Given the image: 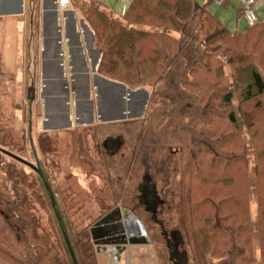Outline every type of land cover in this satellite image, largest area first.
<instances>
[{
  "label": "trees",
  "instance_id": "trees-1",
  "mask_svg": "<svg viewBox=\"0 0 264 264\" xmlns=\"http://www.w3.org/2000/svg\"><path fill=\"white\" fill-rule=\"evenodd\" d=\"M82 1L70 0V3L73 2V6L91 26L95 47L102 50L97 73L131 89L142 85L141 88L150 92L149 101L152 102L153 98L157 115L171 118L175 124L177 120L178 130L186 132L185 136L188 133L186 137L192 138L188 142V159H183L182 166H175L173 172L179 173L176 188L180 211L179 228L184 235L190 264H264V103L257 109L259 102L254 101L264 94V71L256 65L260 58L264 59V19L249 26L245 33L238 34L224 27L206 9L209 1L201 5L195 0H132L122 17L99 10L96 0ZM210 20L220 26L212 27L207 23ZM139 24L149 28L145 29ZM171 30L180 35H171ZM251 32L254 35L251 45L255 50L252 58L256 67L252 65V59L241 61L244 66L239 65L238 59L237 69L243 67L236 71L235 79L239 87L242 86L243 102H251V108L255 109L256 114L254 119L251 118L250 135H241L238 129L234 135L222 133L219 139H222L223 144L234 140L240 144L236 151L227 150L222 148L214 136V132L220 131L221 125L212 122H216L219 115L223 116L218 110L223 112L219 106L223 104L225 112L229 110L230 122L237 125L236 111L232 107L235 87L219 88V82L227 74H220L225 64L219 66L214 57L226 53V62L230 65L232 58L228 53L242 54V50L231 49L232 52H227V49L219 48L215 54L208 51L203 54L193 47L194 57L187 58L177 68L175 59L185 51L187 42L194 46L204 33L206 41L217 39L222 42L229 35L248 40ZM200 62H203V73L194 76L196 65ZM216 63L218 67L214 71L211 65ZM163 80L165 88L156 91V86ZM32 100H29L30 103ZM119 121H122L120 125L128 124L125 119ZM4 127L9 142L12 138L10 127ZM82 137V134H73L69 142H76L75 138L81 142ZM209 141L215 142V147H208ZM196 148L201 151L195 152ZM31 149L34 157H37L33 145ZM208 156L210 160L207 161ZM10 158L28 166L12 156ZM43 170L42 175L36 170L32 172L37 173L43 205L51 213L54 227H57L63 257L59 256V251L53 250L40 223L25 209L23 195L17 192L21 188L16 185L18 198L15 200L13 215L21 224L25 250L24 253L15 254L0 243V264H74L64 233L70 240L79 264H99L94 240L91 242V255H88L90 247L87 242L72 238L70 226L65 221V210L60 207L56 196L57 188ZM205 181L207 185L203 184ZM195 183L197 188H194ZM235 186L239 189L234 190ZM92 190L93 194L99 193L94 187ZM52 195L55 205L52 203ZM250 198L259 207L255 212L258 216L256 219L246 212ZM98 203L103 205L104 200L101 198ZM105 209L108 210L107 207ZM80 233L83 236L84 233ZM164 253L169 257L168 251ZM213 257H217L216 260Z\"/></svg>",
  "mask_w": 264,
  "mask_h": 264
},
{
  "label": "rangeland",
  "instance_id": "rangeland-1",
  "mask_svg": "<svg viewBox=\"0 0 264 264\" xmlns=\"http://www.w3.org/2000/svg\"><path fill=\"white\" fill-rule=\"evenodd\" d=\"M195 1L203 5L206 0ZM77 2L83 1L77 0ZM124 3L125 0H113L114 6L117 5L123 7ZM129 3L130 0H128L127 5H129ZM97 7L101 11H105L107 8V6L101 2ZM240 7V0H227V2L222 5H215L212 2L206 4V9L209 10L218 20H220L224 27L228 28L233 33L237 32L238 34L245 33V31L249 29L246 21L240 15ZM258 16L261 20L264 19V5L258 6ZM1 22L4 23V21ZM207 23L212 25V27L220 26L217 25L216 21L210 20L207 21ZM139 26L145 29L149 28V26H145L144 24H139ZM261 26L262 24L260 25V29ZM30 27L31 19L27 20L24 16V18L16 19L13 22L8 23L7 28L4 26V30H2L3 34L0 36V38L4 37L3 39H7L6 37L10 35V39L5 41V43L14 50L15 58L12 66L4 69V71L12 73V78L2 79L3 82L0 84L2 88V92L0 94V243L15 254L20 252L24 253L25 243L22 239V227L13 215V210L16 204L15 200L18 198L16 194L17 192H20L25 200V209L32 215L34 220H37L40 223L41 230L52 244L53 250L57 252L59 251V256L63 257L57 227H54L55 225L52 215L46 209V206L43 205L44 201L42 200L40 187L37 183V173L32 172L34 170L30 167L13 160L9 155L2 151V149L7 150L8 152H12L22 157L23 159L35 163L34 155L31 149L32 145L36 149V153L34 154L37 155V160L41 163V167L46 171L49 179L51 180L50 182L57 188L56 196L60 203V207L65 210L63 213L65 214V221L70 226L72 238H78L81 242H87L90 247L88 255H91L92 252V240H98V242L101 240L103 243H106L113 242L115 241L114 239H116V237L111 239L109 236L98 237L96 232H94V225L96 226V224L100 221L98 219L101 218L105 212H107H103L100 206L103 207V205H105L106 207L108 205L107 208L109 210L116 202L131 205V197H129V194L131 193L134 195L136 193L135 188L146 173L150 175L156 173L155 176L159 179V189L161 186H166V207L163 208V212L161 213L159 219L164 222V226L167 231L177 229V227L179 228L180 211L176 190L179 173L174 174L173 172L176 170L175 166H182L183 159H188V142H190L192 138L186 137L188 133L185 136L186 132L184 133L178 130L177 120H175V124V122L170 120L171 118L158 116V110L154 104L153 98L152 102H150V92H146V102H144L145 100L143 98L140 103L134 104L133 107L131 105L133 112H131L130 115H126L125 112H122L121 115L117 116L116 121L118 122L112 121L116 122L114 127L108 128L112 130L113 134L121 135L124 140V145H122L120 150L121 152L119 151V153H116L119 156L116 154V156L108 155L102 147V141L107 137H104V133H101L100 131L97 133L94 131L92 133L93 137H91L90 166L89 141L85 140L80 142V140L75 138L74 140L76 142L70 143V139H60L61 137H59V134L54 133L53 131L55 130L48 127L49 124H47L48 128L45 127L44 123L47 116L45 97L49 98L50 95L44 94L43 96L41 85L42 80L39 75H37L35 82L36 97L31 103L29 101L31 95L28 97L27 91L33 83L32 78L30 79V73L32 74L33 70L27 66V60L30 56L28 50H26L25 43L27 42V37L30 33ZM205 33L202 34L200 37L201 40L196 42L194 46L190 43L188 44L187 42L185 51L175 59V68L183 62L185 63L187 58L194 57L192 53L193 47L197 51L204 52L203 54H207L206 51L215 54L216 50L219 48L227 49V52H232L231 49L234 51L242 50V54H237L236 52H232V54L228 53V55L232 58L230 65L226 62V53L216 54V57H214L215 61L217 59L219 62V66L225 64L221 71H219L220 74H227V76L225 75V77L222 78L221 83L219 82V88L221 87L223 89L235 87V96L232 107L236 111L235 117L238 121L237 125L231 123L228 116L229 110H226L225 112L223 104L219 105L222 107L223 112L220 109L218 110L223 113V116L219 115L217 117V121L212 122V124L217 123V125H221V129L219 132H214V136L216 139L218 138V143L223 149L236 151L240 148V144L237 140L223 144L222 139L219 138L222 136V133L226 132L234 135L235 132H237V129L238 133L241 135H250L249 131L251 129L249 126L252 124L251 118L253 117L254 119L256 114L254 112L255 109L251 108V102H243L242 100V86L239 87L236 82V71H239L244 66L241 61H245L247 58L248 60L252 59V65L255 67L256 65H259V67L264 71V59L260 58V60L257 61L258 64H256V62V65L254 64L252 53L255 50L254 46L251 45V42L254 39L252 32L249 34L250 38L248 40L242 37L235 38L229 35L222 42H219L217 39L206 41ZM170 34L180 35L172 30ZM255 35H258V33H255ZM1 46L2 48L0 51L3 55L1 56L2 58L4 57L3 61H6V53L3 49H6L7 46L4 44H1ZM36 54L40 60L39 53L37 52ZM238 59L240 63L239 65H243L241 68L239 67V69H237L238 66L236 65ZM211 66L214 71L217 70V63L212 64ZM19 69H22L20 74L18 73ZM64 69L67 72V65H65ZM198 73H203V62L196 65L194 76H198ZM239 80L241 79L239 78ZM81 86L83 87L84 85ZM103 86L104 85L101 84V89H103ZM112 87L118 92H123L124 94V91H122L121 88L116 86ZM141 87L142 85H139L132 87L135 89H130L139 90ZM186 87H188L187 84ZM164 88L165 81L163 80L158 86H156L155 89L156 91H160ZM71 90L72 87H68L67 90H63L64 92L66 91L67 101L69 102V94H74ZM116 90L111 92L114 96L118 95ZM128 90L129 89L126 88L125 91ZM102 93L103 92L101 91V94ZM61 95L63 97L60 99L58 104L56 103V106L62 107L63 109L62 100L65 99V94ZM118 97H120V94ZM259 97L260 98L257 100H254L259 102V106L255 105L257 109L264 103V94ZM91 98L92 100L95 99L93 90L91 92ZM53 101L51 99L48 101L49 108L52 103L54 104ZM82 104L83 102L81 101L80 107ZM64 107H67V110L70 112V109L71 111H76L78 105L70 104L69 106L66 104ZM88 119L86 120L85 118L83 120L85 123H88ZM124 119L128 121V124L120 125L122 121L119 120ZM94 121H99L97 113ZM186 121L187 119H185V122ZM54 122H56L53 124L54 127H58L60 121ZM252 122L254 123V121ZM5 125H8L11 131L12 138L9 142L6 137V133L4 132ZM67 125L68 124L65 126ZM210 127L211 126H209V129ZM209 133L210 131L208 130V136ZM215 145L216 143L213 141H209L207 144L208 147H215ZM196 151L200 152L201 150L196 148L195 152ZM208 157L207 161L210 160V156ZM217 168H220L219 164L217 165ZM170 177L171 181L169 180ZM164 181L167 185L162 183ZM203 184L207 185V182L205 181ZM16 185H19L18 187L22 190L20 189L16 192ZM90 187L91 190L93 187L98 189L99 193L93 194V190L91 192ZM194 188H197L196 183L194 184ZM238 189V186L234 187V190ZM196 193L199 195V192ZM101 197H104V199L106 198L103 205H100L97 202L101 199ZM251 199L252 198H250V202L248 201L247 203L246 212L250 215L252 214L254 219H256L258 216H256L255 212L259 210V207H257ZM135 213L136 214L134 215L141 221L145 228V238L147 239V243H136L135 241L138 242V240L134 237H138L139 239V236L134 235V242L129 245L128 242L125 241V233L117 236V238H119L117 242H127L126 246L129 245L130 255H135L136 253L134 256L136 260L133 259L131 262H136L135 264H174L169 259L168 255L164 253L165 251L167 252L168 249H166V244H163L164 239L161 236L160 227L153 225V232L151 230L152 223L151 218H149V214H146L145 211H138ZM179 230L181 229L179 228ZM80 232L84 233L83 236ZM181 233L184 238L182 230ZM216 258L217 257H213V260H216Z\"/></svg>",
  "mask_w": 264,
  "mask_h": 264
},
{
  "label": "crops",
  "instance_id": "crops-1",
  "mask_svg": "<svg viewBox=\"0 0 264 264\" xmlns=\"http://www.w3.org/2000/svg\"><path fill=\"white\" fill-rule=\"evenodd\" d=\"M96 1L98 4H100V2L105 4L107 6L106 10L113 16L122 17L132 0H130L129 5H127L128 0H125L123 7L117 5L114 6L113 0ZM205 2H208V0ZM24 16L27 20L31 19L30 33L27 37V42L25 43L26 50H28L30 56L27 60V66L33 70V73H30V79L32 78L35 86L37 75H39L42 80L41 85L43 96L44 94L50 95L49 98L45 97L47 115L44 123L45 127H53L52 125L56 123L54 121H61L62 111L60 110V107L58 106V108L56 105L63 97L61 94H65V99L62 100L63 105L69 103V106L70 104L78 105V108L76 111H71L70 109L69 112L66 107V113H68L69 120H71L69 126H64L61 129H58L59 127L52 128V130H55L53 131L54 133L59 134V137H61L60 139L68 140L73 134H82V140H87L91 143L90 134L91 137H93L92 133L94 131L96 133L99 131L104 133V137L116 135L112 133V130L108 129L114 127L112 124L113 122L94 121L97 109L106 117L121 115L123 110H126L127 114L130 115L131 112H133L131 105L133 107L134 104L140 103L143 98L145 100L146 92L149 91L145 88L131 90L127 85L109 80L97 73L102 50L95 47L94 31L80 12L73 6L72 2L67 9L63 10L60 8L58 0H0V20L4 21V23L0 21V36L3 34L2 30H4V26L7 28L8 23H11L16 19L24 18ZM3 38L4 37L0 38V49L2 48L1 44L6 45L7 47L6 49H3L6 53V61H3L4 57L2 58L3 55L0 51V84L3 82L2 79L12 78V73L6 72L4 69L11 67L15 61L14 50L5 43V41L10 39V35L6 37L7 39ZM37 52L40 55V60L39 57H37ZM65 65H67V72L64 69ZM21 71L22 69H19L18 73L20 74ZM101 84L104 85L103 89H101ZM81 85L84 86L82 87ZM112 86L121 88L122 91H125L126 88H128L129 91H133V94L130 96L129 100H124L122 99L123 92H118ZM65 87L67 89L68 87H72L71 91L74 94H69L68 100H70V102L67 101L66 92L63 91L65 90ZM92 90L95 95L94 100L91 98ZM113 90H116L118 95L120 94V97H118V95L114 96L111 93ZM101 91L104 94H101ZM1 92L2 88L0 86V94ZM27 92L28 97L31 95V99L33 94L30 87ZM50 99L52 101L54 100L53 102L55 105L52 103L49 108L48 101ZM81 101L83 104L80 107ZM92 107L93 112L90 123L89 117ZM83 115H85L84 117L86 120L89 118L88 123L82 121V119H85ZM77 118H79L80 122L79 120L77 121ZM47 124H49V126ZM119 151L120 149L117 152L119 153ZM115 210H117V208L113 211ZM102 211L105 212L106 210ZM122 221L123 220L121 219V223ZM114 225H116V223ZM94 227V232H96L98 237L107 236L104 233L106 230L103 229V226L94 225ZM120 228H123L122 224L119 225V228H115V230L119 232ZM117 235L120 234L116 233L114 237H117ZM110 237L114 238L112 236ZM99 242L103 241L100 240ZM103 248L104 247H102V249ZM106 249L108 251H106ZM106 249L105 251L96 250V259L99 264L136 263L131 262L135 259L134 256L136 253L135 255H130L129 245H124L121 249L109 245Z\"/></svg>",
  "mask_w": 264,
  "mask_h": 264
},
{
  "label": "flooded vegetation",
  "instance_id": "flooded-vegetation-1",
  "mask_svg": "<svg viewBox=\"0 0 264 264\" xmlns=\"http://www.w3.org/2000/svg\"><path fill=\"white\" fill-rule=\"evenodd\" d=\"M123 99V98H122ZM69 104V103H67ZM63 106L60 107V110L62 111L61 115V121L59 122V128H62L61 126L66 123V119L69 118L68 113H66V107ZM85 115H83L84 117ZM91 116V115H90ZM118 116V115H117ZM85 118V117H84ZM82 121H84L82 119ZM90 123H91V117H90ZM54 127V125H52ZM50 127V128H53ZM64 127V126H63ZM91 138V134H90ZM122 145H124V140L121 135L116 134L115 136H108L102 141V147L104 150L107 152L108 155L113 156L116 154V152L121 148ZM89 155H90V162L89 165L91 166V143L89 144ZM116 156V155H115ZM34 159H36L35 163L32 161H28L29 164L28 166L34 170L37 171V169H40L41 171V164L37 160V157L35 156ZM108 169V168H107ZM156 174V173H155ZM155 174L150 175L148 173L145 174V176L142 177L140 182L137 184L135 188V194H129V197H131V205L127 204H120L121 202H116L114 203L104 215H102L101 218L98 220L102 219H107V221H113L115 222L116 228H119V222L118 220L123 217L122 215V209L126 208L129 209L133 214H136L135 212L138 211H145L146 214H149V218H151V223H152V231L154 232L153 225L160 227V232L161 236L164 239V243L166 244V249H168V254H169V259L174 263V264H181V255H178L181 252H186L187 257H188V263L190 264V257L188 254V251L185 249V240L182 236L181 231L177 227V229H172L167 231L164 226V222L159 219L161 213L163 212V208L166 207V186H161L160 189L158 188L159 185V179L155 176ZM146 179V182L145 180ZM162 183H167L164 181ZM164 185V184H163ZM90 191L91 187H90ZM116 197V196H115ZM128 197V195H127ZM104 201V197H101ZM119 199V198H117ZM98 202V201H97ZM123 203V202H122ZM107 205V204H106ZM108 206V205H107ZM106 206V207H107ZM102 210H105V205L100 206ZM113 211L114 209H116ZM119 209V210H118ZM113 211V212H112ZM123 225V224H122ZM131 228L134 230H139L136 229V225L134 223H131ZM107 231V230H106ZM112 231V230H111ZM118 232V231H117ZM141 230L138 231V234L141 236ZM155 234V233H154ZM119 236V235H117ZM170 253H172V259L170 258Z\"/></svg>",
  "mask_w": 264,
  "mask_h": 264
},
{
  "label": "water",
  "instance_id": "water-1",
  "mask_svg": "<svg viewBox=\"0 0 264 264\" xmlns=\"http://www.w3.org/2000/svg\"><path fill=\"white\" fill-rule=\"evenodd\" d=\"M101 55V54H100ZM116 83V82H115ZM31 91H32V98H35V96H36V94H35V86H34V83H32V85H31ZM65 90H67V88L65 87ZM66 92V91H65ZM88 94V93H87ZM126 94H128V95H126ZM133 94V91H124V94H123V99L124 100H129V98H130V96ZM89 95V94H88ZM98 95H99V92H98ZM98 100V99H97ZM144 102H146V99H145V101ZM143 108H144V105H143ZM141 111H143V110H141ZM92 112H93V107H92V111H91V113H90V115H92ZM123 112H125V114L126 115H129V114H127V112H126V110H123ZM97 117H98V120L99 121H101V122H112V121H116V119H117V116H110V117H106L102 112H100V110H98L97 109ZM79 120V118H77V121ZM66 123H64V125L63 126H65L66 124H68L67 126H69L70 124H71V120H69V118H67L66 120ZM79 122H80V120H79ZM84 123H85V121H83ZM31 143H32V141H31ZM2 151L3 152H5V153H7L8 155H10V156H12L13 158H15V159H18V160H20V161H22V162H24V163H27V164H29V162L28 161H26V160H24V159H22V158H20L19 156H17L16 154H14V153H12V152H6V150H4V149H2ZM37 172L40 174V175H42V172L40 171V169H37ZM145 180V182H146V179H144ZM51 199H52V203H53V205H55V201H54V197H53V195L51 196ZM122 215H123V217L122 218H120L119 220H118V222L120 223V224H123L122 226H123V228H120L119 229V232H117L116 230H115V228H116V225H114L115 224V222L113 223V221H107V219H102V220H100L97 224H96V226H98V225H101V226H103V229H105V230H107V231H104V233H105V235H107V236H112V237H114L115 236V234L116 233H118V234H122V233H125V235H126V239H125V241H127L128 242V244L130 245V243H132V242H134L133 241V237H134V235H136V234H131V233H133V232H130V230H131V223H130V218H134L135 220H136V223H137V226H138V228H139V230H141L142 232V234H141V236L140 235H137V236H139V239H138V237H134V238H136L137 240H138V242L137 241H135L136 243H147L146 241H147V239L145 238L146 237V231H145V228H144V226H143V224L141 223V221L139 220V219H137V217L129 210V209H126V208H123L122 209ZM121 219L123 220L122 221V223H121ZM112 230V231H111ZM64 235H65V239H66V242H67V245H68V248H69V251H70V253H71V256H72V259H73V262H74V264H79L78 263V261H77V258H76V255H75V253H74V250H73V247H72V245H71V243H70V240H69V238H68V236L66 235V233H64ZM112 239V238H111ZM119 238H117L116 237V239H114L115 241H113V242H106V243H103V242H98V240H94L95 242V245H96V250L97 251H105V249H106V247L107 246H109V245H113V246H116V248L117 249H121V248H123L124 247V245L126 246L127 245V242H122V243H119V242H117V240H118ZM113 243V244H112ZM102 247H104L103 249H102ZM106 251H108L107 249H106ZM110 254V253H109ZM178 255H181V264H187L188 263V257H187V253L186 252H181V253H179ZM173 255H172V253H170V258L172 257ZM172 259V258H171Z\"/></svg>",
  "mask_w": 264,
  "mask_h": 264
},
{
  "label": "built area",
  "instance_id": "built-area-1",
  "mask_svg": "<svg viewBox=\"0 0 264 264\" xmlns=\"http://www.w3.org/2000/svg\"><path fill=\"white\" fill-rule=\"evenodd\" d=\"M215 5H222L227 2V0H208ZM240 14L246 21L248 26H254L259 21L258 16V6L264 5V0H240ZM58 4L61 9H67L70 6V0H58Z\"/></svg>",
  "mask_w": 264,
  "mask_h": 264
},
{
  "label": "bare ground",
  "instance_id": "bare-ground-1",
  "mask_svg": "<svg viewBox=\"0 0 264 264\" xmlns=\"http://www.w3.org/2000/svg\"><path fill=\"white\" fill-rule=\"evenodd\" d=\"M130 223H134L135 225H137L136 220H135L134 218H130ZM136 229H139L138 226H136ZM138 231H139V230H135V232H134V230H133L132 228H131V230H130V232H133V233H131V234H136V235H139V234H140V233L138 234ZM141 234H142V233H141Z\"/></svg>",
  "mask_w": 264,
  "mask_h": 264
}]
</instances>
